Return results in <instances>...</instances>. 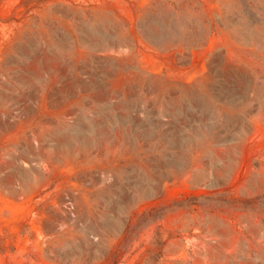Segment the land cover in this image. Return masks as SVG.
Instances as JSON below:
<instances>
[{
    "label": "rangeland",
    "instance_id": "rangeland-1",
    "mask_svg": "<svg viewBox=\"0 0 264 264\" xmlns=\"http://www.w3.org/2000/svg\"><path fill=\"white\" fill-rule=\"evenodd\" d=\"M0 264H264V0H0Z\"/></svg>",
    "mask_w": 264,
    "mask_h": 264
},
{
    "label": "bare ground",
    "instance_id": "bare-ground-1",
    "mask_svg": "<svg viewBox=\"0 0 264 264\" xmlns=\"http://www.w3.org/2000/svg\"><path fill=\"white\" fill-rule=\"evenodd\" d=\"M241 22V21H240ZM65 63V62H64ZM258 84V83H257ZM115 131V130H114ZM11 179V178H10Z\"/></svg>",
    "mask_w": 264,
    "mask_h": 264
}]
</instances>
